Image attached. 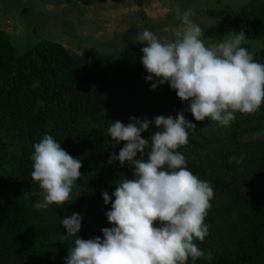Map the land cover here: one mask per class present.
<instances>
[{"label":"trees","instance_id":"trees-1","mask_svg":"<svg viewBox=\"0 0 264 264\" xmlns=\"http://www.w3.org/2000/svg\"><path fill=\"white\" fill-rule=\"evenodd\" d=\"M232 23L248 40H264V0L243 6ZM143 46L97 57L43 40L18 56L0 30V264H66L75 237L65 235L61 221L73 212L83 216L81 238H102L100 230L112 226L105 215L111 203L105 205L101 194L111 196L131 179L133 166L107 163L125 143L117 144L109 127L130 117H175L187 107L167 83L151 88ZM254 58L264 64V49ZM185 116L196 127L178 151L188 169L214 188L204 220L209 234L194 241L213 258H189L187 264H264V139L250 137L264 134V104L252 114L237 113L227 127L195 121L187 111ZM156 130L150 125L141 135L150 140ZM45 134L83 166L70 201L37 210L32 205L42 199V189L31 177V156ZM148 151L139 158L147 159Z\"/></svg>","mask_w":264,"mask_h":264},{"label":"clouds","instance_id":"clouds-1","mask_svg":"<svg viewBox=\"0 0 264 264\" xmlns=\"http://www.w3.org/2000/svg\"><path fill=\"white\" fill-rule=\"evenodd\" d=\"M183 29L175 38L162 42L145 29L137 39L144 46L141 63L151 88L167 83L187 107L172 115H157L152 120L130 117L127 124L115 120L109 127L110 137L119 144L118 155L111 153L108 164L119 161L133 166L132 178L117 184L110 196L104 191L106 211L111 227H104L102 238L84 239L83 216L73 212L62 218L67 237H75L68 248L66 264H187L199 258L211 260L197 246L209 234L204 222L214 188L186 166L183 153L189 129L195 121L210 119L229 126L236 114H252L264 104V64L254 58L247 47L244 31L229 32L214 46L204 42V29L194 22L191 8L175 11ZM155 125L151 139L142 133ZM31 177L42 189V199L32 205L37 210L50 205L63 206L70 201L76 181L81 176L82 160L63 149L50 134L33 145ZM149 149L147 159L139 158ZM139 154V155H138ZM115 197L113 200L112 197ZM61 208V207H60Z\"/></svg>","mask_w":264,"mask_h":264},{"label":"rangeland","instance_id":"rangeland-1","mask_svg":"<svg viewBox=\"0 0 264 264\" xmlns=\"http://www.w3.org/2000/svg\"><path fill=\"white\" fill-rule=\"evenodd\" d=\"M252 0H0V30L18 56L46 40L75 55L118 56L133 47L138 34L151 30L162 42L183 29L175 11L189 8L204 29V42L212 47L229 32H238L235 13ZM255 54L264 40L242 45ZM264 139V134L250 136Z\"/></svg>","mask_w":264,"mask_h":264}]
</instances>
